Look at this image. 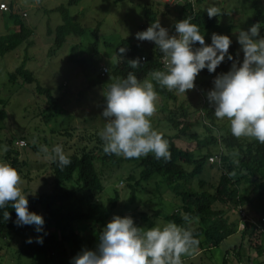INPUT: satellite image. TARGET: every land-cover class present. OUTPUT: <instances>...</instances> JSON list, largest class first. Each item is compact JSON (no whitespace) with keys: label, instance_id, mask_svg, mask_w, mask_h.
<instances>
[{"label":"rangeland","instance_id":"1","mask_svg":"<svg viewBox=\"0 0 264 264\" xmlns=\"http://www.w3.org/2000/svg\"><path fill=\"white\" fill-rule=\"evenodd\" d=\"M70 1L0 0V4L6 3L9 13L12 11L17 15L18 21L23 22L32 32L31 47L27 48L23 44L5 56L0 55V99L7 102L6 111L9 113L8 121L0 120V162H7L4 159L5 151H3L7 138H14L15 145L21 142L27 145L29 143L30 146L25 149L18 148L20 161L22 164L25 162L23 166L18 165V170L23 180L22 193L27 199L50 194L54 190L50 171L51 161L45 159L43 152L35 153L31 145H46L49 150L56 145H62L67 156L85 148L90 150L95 147V143L89 139L90 136L101 133L105 127L106 120L102 116L106 107L105 97L110 84L115 80H111V83L105 87H90L89 81L97 78L102 66L113 68L116 65L115 49L123 40L130 39L151 47L153 42L136 39L138 32L146 31L153 23L146 18L148 12L156 16L155 21L159 20L160 25L168 30L169 36L178 35L175 26L185 16L183 5L169 8L164 6L161 0H123L119 3L115 0H76L77 4L69 6ZM255 3L264 13V0H204L197 3L195 8L204 11L206 15V9L213 5L219 7L222 13L218 17L215 28H210L209 32L201 31L205 44L211 45L213 33L229 36L231 45L235 47L237 61L242 63L244 54L241 50L242 46L238 43V36L240 31H248L254 25L257 14ZM62 6L69 11L74 23L83 31L81 34L69 37L68 42L58 48L55 44L54 32L63 24V20L61 13L55 10ZM9 13L0 12V37L13 34L19 29L16 27V21L9 18ZM23 14H26V17H23ZM262 37L264 36L260 32L257 38ZM97 39L99 58L93 54V45ZM198 45L199 43H196L192 47ZM70 57H73L74 61L70 62ZM24 61L26 69L32 72L39 83L50 89L54 97L60 101L59 116L48 124L43 122L45 98L38 94L36 84L10 83V75L16 72ZM232 66L228 67L224 74L228 73ZM148 79L151 80L150 77ZM203 80V76H197L194 89L188 90L185 94L177 93L176 104L158 96L157 111L151 118V122L153 128L162 133L166 140V137L176 135V131L166 122L168 112L164 110L168 106L174 108L184 105L193 113L191 118L195 126L192 132L196 133L201 141L209 136L204 125H210V123L207 120L203 122L199 118L203 115L199 113L202 103L209 101L208 94L202 85ZM208 105L213 106L210 101ZM224 127L230 128L229 121L219 120L213 130L214 136L223 135L225 132L220 129ZM67 132L72 135H67ZM241 138L248 141L254 140L249 137ZM175 144L181 149L194 151L197 157L207 155V148L199 149L194 141L176 140ZM13 148L17 149L15 146ZM221 149L224 155L232 160L235 159L236 152L227 150L223 145L212 147L213 156ZM119 157L126 159L123 156ZM96 167L103 177L104 187L103 192L98 196V201L110 208V200L115 199L116 196L119 198L106 225L99 227L91 221L77 222L74 224L75 238L67 242L66 234L62 233L55 223L46 229L45 235L40 234L45 231V225H43V231L38 233L35 225H16L15 227L11 223L7 238L0 239V264H67L70 257L65 256H77L85 249L97 250L99 236L114 216L131 217L135 226L144 230L154 226L163 227L168 223L164 218L176 210L179 211L182 205L180 193L205 189L213 191L220 182L222 172L221 167L208 162L202 175L186 185L171 184L163 176H155L149 182H142L138 186L135 200L132 201L134 183L128 180V175L132 174L138 180L140 169L136 168L135 162L97 161ZM262 176L263 173L260 172L240 186V193L250 196L256 202L249 207L250 209L260 204L259 201L263 198L261 193L264 194V189L260 187ZM76 178L77 174L74 175L72 182L67 183L63 192L78 191L73 200L67 202L68 206H75L78 210L81 207L82 195ZM200 182H204V185ZM63 206L65 210L68 209V206ZM218 206L221 205L218 204ZM43 208L41 204L38 205L36 214L44 219ZM38 236L43 237L42 245L35 242ZM29 238L33 242L28 244L33 247L47 246L49 251L46 257L42 254L37 256L20 251ZM62 241L65 244L59 246L58 243ZM250 245L253 246L248 237L235 234L220 246L206 249L187 260H185L188 258L187 255L182 256L183 264H224L225 261L227 264H238L240 252L241 257L247 260L249 253L253 251ZM233 247H237L238 250L235 252ZM57 251H60L59 254Z\"/></svg>","mask_w":264,"mask_h":264},{"label":"trees","instance_id":"2","mask_svg":"<svg viewBox=\"0 0 264 264\" xmlns=\"http://www.w3.org/2000/svg\"><path fill=\"white\" fill-rule=\"evenodd\" d=\"M121 1L123 0H115L116 3ZM202 1L204 0H196L195 3L197 5V3H201ZM75 4H77L76 0H71L69 2V6ZM182 8L185 13L183 20L191 17L190 22L196 24L200 28V31L209 32L210 28H215V26H217L219 16L210 19L204 11L197 8L193 9L190 4H185ZM255 8L257 9V14L254 19V25L259 24L260 32L264 36V27H262L264 25V13L260 11L257 3H255ZM10 9H13L12 4L10 5ZM55 11L61 13L63 20V24L58 26L54 32L55 44L58 48H61L68 42L67 40L69 37L74 34H81L83 30L74 23L69 11L65 7H59ZM8 15L10 16L9 18L16 21V27L19 29L13 34L0 37L1 56H5L23 44H25L27 48L32 46V43H30L32 37L30 29L23 22L18 21V16L13 14L12 11ZM146 18L150 19L149 21L152 22L156 20V16L151 15L149 12L146 14ZM98 43L99 41L97 39L93 45V54L99 58ZM199 47L201 46H194L193 49ZM120 48L126 49V52L122 54V58L117 55ZM72 52H75V48ZM115 55L117 57L116 65L113 68L109 67V72L105 76H102L100 69L97 78L89 81L90 87H105L111 83V80H116V78H127V75L130 72L142 82L150 77L149 74L152 71H166L161 62L164 55L154 42L151 44V47H146V45L141 42L139 43L130 39L123 40L115 49ZM229 55H232L234 59L232 61L226 59L225 62L217 67L214 73H209L207 68L201 70L199 73L198 76L204 77L202 85L207 94L213 90L215 78L224 74L227 68L237 61V54L235 53L234 45H230ZM137 58L140 59L141 65L134 69L128 64V61ZM143 58H145V60H143ZM69 59L70 62L74 61L73 57H70ZM207 78L209 79L207 80ZM17 82L31 85L36 84L38 94L45 98V109L43 110L44 123L48 124L59 116V99L54 97L51 90L43 87L34 74L26 69L25 61L16 72L10 75V83L16 84ZM152 82L158 96L167 101L174 102V104L177 103L178 92L176 90L169 91L166 87L160 86L157 82ZM208 103L209 101H204L199 109V113L203 114L199 118H201L203 122L204 120H207L210 123V125H204L209 132V136L203 141L199 140L197 134L192 132L195 126V123L191 118L193 113H191L184 105L175 106L174 108L168 106L165 108L164 111L168 112L166 122L176 131L175 136L166 137L169 142V151L171 152V158L169 160L156 159L154 154H149L140 158L126 159L115 154H106L103 151L104 142L100 138V133H96L90 136L89 139V141L95 143V147L90 150H86L85 148L78 153L68 156L71 160L69 166L61 169L58 166V162L54 163L51 161L50 171L53 177V192L41 196H33L28 199V208L30 212L36 213V207L40 204L44 207L45 231L40 234L45 235L46 229H48L52 223H55L59 230L66 234L65 240L71 242L75 238L74 224L77 222L91 221L98 224L99 227H104L106 225L110 218L111 211L117 206L119 198L116 196L115 199L110 200V208L98 201V196L103 192L104 187L102 183L103 177L96 167L97 161L102 163L106 161L114 163L133 161L136 163V168L140 169L138 180H136L132 174L128 175V180L134 183L132 186V189L134 190L132 192V201H134L138 186L142 182H149L155 176H163L168 183H175L177 185H186V183L201 176L204 167L209 162L208 159L214 154L212 147H218L219 145H223L229 151L236 152L234 160L224 154L221 156L222 172L219 184L213 189V191L205 189L195 192L188 191L180 193L182 205L179 211L176 210L173 214L166 216L164 219L168 222H174L178 226L190 228L193 231L196 238L200 240L198 252L196 254L202 253L206 249L210 250L211 248L220 246L224 240L238 233L239 220L234 218L232 213H237L238 207H243L245 209V206L250 200L249 196L240 193V186L249 181L251 177H255L256 174L261 172L263 173V176L260 187L264 189V144L259 143L255 139L248 141L241 137H234L230 128L227 127L220 129L225 132L223 135H219L218 137L214 136L213 130L219 119L215 117L214 107L209 106ZM6 106L7 102L0 99V120L3 122L9 120V113L6 111ZM66 134L70 136L72 135L69 132ZM21 139L27 140L26 138ZM183 139L196 142L199 149L207 148V155L197 157L194 151L184 150L177 147L175 141ZM14 143V138H7L5 140L4 148L6 150L3 149V151H5L4 159L9 162L12 167L18 170V165H25V162L22 164L20 161L18 148L25 149L30 145L29 143L28 145L26 143L24 145L16 143L17 145H15ZM14 146L17 148L16 150L13 148ZM31 147L35 153L40 152V145L33 144ZM190 168L192 169L190 170ZM75 174H77L76 182L79 187V192H81L82 195L80 201L81 207L78 210L75 206H68L67 204V202L73 200L72 198L76 196L78 191L63 192L67 183L74 180ZM200 184L204 185V182H200ZM261 195L263 197L262 200L264 201V194L261 193ZM218 204L221 206L219 207ZM63 205L68 206V209L65 210ZM4 211H8L11 214V219L7 222L3 219ZM186 216L188 217L187 220H185ZM16 219V213L12 208L11 203H9L4 209H0V239L7 238L11 223L16 227ZM260 232L261 231L257 229H246L242 232V235L243 237L249 235L250 242L254 245L251 247L258 250L263 249L262 253H264V246L258 243L259 236H261ZM53 236L51 237L54 238ZM63 244H65L64 241L58 243L59 246H63ZM20 251L24 254L30 253L37 256L42 254L46 257L49 250H47V246L33 247L30 244L25 243ZM59 252L60 251H57L58 254ZM196 254L187 256L188 258L185 260L194 257ZM65 257H70L67 264H72V260L76 256L68 255ZM224 264H227V262L225 261Z\"/></svg>","mask_w":264,"mask_h":264},{"label":"clouds","instance_id":"3","mask_svg":"<svg viewBox=\"0 0 264 264\" xmlns=\"http://www.w3.org/2000/svg\"><path fill=\"white\" fill-rule=\"evenodd\" d=\"M206 11L210 19L222 14L215 5ZM190 21L191 17H188L176 24L178 35L169 36L159 20L146 31L136 34L137 40L157 45L164 55L166 71H152L149 74L151 80L142 82L130 72L127 78H116L110 84L105 97L106 107L102 112L106 124L100 133L106 154L140 158L153 153L156 159L169 160V142L153 128L151 122L159 99L152 81L169 91L185 94L194 89L201 70L207 68L209 73H214L226 56L230 61L234 59L228 54L232 43L229 36L213 33L211 45H206L200 28ZM259 36V24L239 32L243 62H234L228 73L215 78L208 99L214 107L215 117L229 121L234 137L254 138L264 144V37L257 38ZM196 43L201 47L193 49ZM125 52V48H120L118 57L122 58ZM128 64L135 69L141 61L137 58L128 61ZM40 151L45 154V159L58 162L61 169L71 164L62 145H56L51 150L41 145ZM22 183L16 168L7 162H0V209L11 203L17 226L35 225L36 231L42 232L45 221L41 215L29 211ZM3 219L5 222L10 220V212L4 211ZM32 242L31 238L27 241ZM35 242L42 245L43 237L38 236ZM199 244L200 240L190 228L174 222L144 230L135 226L131 217L114 216L99 236L97 250H83L73 258L72 264H183L181 257L196 254Z\"/></svg>","mask_w":264,"mask_h":264},{"label":"built area","instance_id":"4","mask_svg":"<svg viewBox=\"0 0 264 264\" xmlns=\"http://www.w3.org/2000/svg\"><path fill=\"white\" fill-rule=\"evenodd\" d=\"M162 4L166 7L173 8L179 5H189L192 6L193 9H195L196 3L195 0H162ZM9 7L6 3L0 4V12L2 13H9ZM23 17H26V14H23ZM145 60V58H143ZM163 67L164 65V58L161 60ZM102 76H105L109 72V68L106 66H102L101 68ZM24 142H21L20 145H24ZM222 147L221 145H219ZM224 154L223 149L220 150V152L212 157L209 158V162L212 165H218L221 167L222 165V159L221 156ZM237 214L239 216V227L238 232H244L246 229H257L261 230V227L257 221H255L253 218L250 217V215L246 212V210L243 207L237 208ZM253 264V263H248Z\"/></svg>","mask_w":264,"mask_h":264},{"label":"crops","instance_id":"5","mask_svg":"<svg viewBox=\"0 0 264 264\" xmlns=\"http://www.w3.org/2000/svg\"><path fill=\"white\" fill-rule=\"evenodd\" d=\"M249 199H250L249 203L245 206V210L250 215L251 218H253L255 221H257L259 223L262 231L260 232L261 236H259V242L258 243L261 244L262 246H264V201L261 199L259 201L260 204H257L256 206H253L252 209H250L249 207H251V205H253L256 202H254L253 198H251L250 196H249ZM232 216L239 220V216H238L237 213H232ZM251 230H255V229H251ZM236 234H239V235L243 236L241 232H238ZM232 236H230V237H232ZM246 237H248L250 239L249 235H247ZM229 238H227L223 242L227 241ZM250 248L253 251H251V253H249V256H248L247 260L243 259L241 257V254H240L241 252L239 253L238 264H246L248 262L249 263H253V264H264V253H262L263 249L262 250H258L256 248L251 247V245H250ZM233 250L236 252L238 250V248L237 247H233Z\"/></svg>","mask_w":264,"mask_h":264}]
</instances>
